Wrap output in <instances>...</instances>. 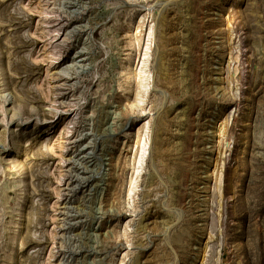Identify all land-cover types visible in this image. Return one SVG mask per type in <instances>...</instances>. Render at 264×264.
I'll use <instances>...</instances> for the list:
<instances>
[{"label": "rangeland", "instance_id": "obj_1", "mask_svg": "<svg viewBox=\"0 0 264 264\" xmlns=\"http://www.w3.org/2000/svg\"><path fill=\"white\" fill-rule=\"evenodd\" d=\"M0 264H264V0H0Z\"/></svg>", "mask_w": 264, "mask_h": 264}, {"label": "bare ground", "instance_id": "obj_2", "mask_svg": "<svg viewBox=\"0 0 264 264\" xmlns=\"http://www.w3.org/2000/svg\"><path fill=\"white\" fill-rule=\"evenodd\" d=\"M85 156V155H84Z\"/></svg>", "mask_w": 264, "mask_h": 264}]
</instances>
